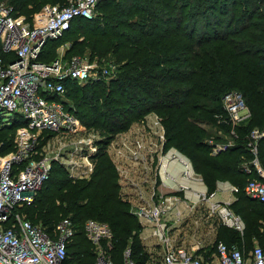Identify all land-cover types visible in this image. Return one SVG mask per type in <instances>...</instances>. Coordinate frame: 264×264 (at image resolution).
I'll use <instances>...</instances> for the list:
<instances>
[{
    "label": "trees",
    "instance_id": "obj_1",
    "mask_svg": "<svg viewBox=\"0 0 264 264\" xmlns=\"http://www.w3.org/2000/svg\"><path fill=\"white\" fill-rule=\"evenodd\" d=\"M0 1L28 19L46 4L64 6L69 2ZM230 2L233 10L228 0H102L93 18L75 19L62 37L49 40L43 48L39 59L54 60L49 56L55 54L53 44L81 21L72 33L69 52H88L100 68L111 71L82 85L66 80L63 101L67 108L86 129L98 131L101 137L94 173L75 180L62 165L54 163L35 201L20 208L34 224L48 231L64 217L73 220L76 233L65 264H95L96 250L84 230L90 218L111 226V254L116 264L123 263L128 248L136 264H148L150 253L141 237L143 226L131 212L107 146L118 133L153 111L165 125V148L176 147L189 157L209 191L215 190L219 181L237 187L232 208L243 217L246 228L241 235L224 225L232 234L230 243L222 241L264 246V203L244 192L247 181L256 176L254 169L251 173L244 170V164L252 166L253 159L248 134L253 128L264 130V0ZM0 56L6 60L14 57L1 47ZM111 65L116 66L115 71ZM230 91L241 93L251 111L247 122L234 127L236 136L231 134L232 124L224 121L227 114L222 98ZM210 122L234 139L216 155L211 153L209 140L229 141L204 126ZM21 124L17 117L0 132L15 136ZM8 135L0 138V153L14 148V137ZM258 155L264 169V137ZM214 248L208 246L207 254Z\"/></svg>",
    "mask_w": 264,
    "mask_h": 264
},
{
    "label": "built area",
    "instance_id": "obj_2",
    "mask_svg": "<svg viewBox=\"0 0 264 264\" xmlns=\"http://www.w3.org/2000/svg\"><path fill=\"white\" fill-rule=\"evenodd\" d=\"M100 0H69L68 4H46L28 19L15 14L13 6L0 1V47L12 53V59L0 56V128L12 124L17 117L22 124L16 129L14 148L0 153V264H65L68 246L76 233L69 217L62 218L53 230L34 224L20 211L31 205L37 191L50 177L53 164L59 163L72 179L89 178L96 169L98 131L86 129L78 116L67 108L63 98L66 80L85 84L110 75L111 71L86 57L74 56L64 62L39 59L49 40L62 37L79 17L91 19ZM225 122L234 127L251 116L243 95L227 92L222 98ZM144 131L118 133L108 144L107 152L114 159L119 181L131 212L143 226L141 237L154 239L161 248L158 264H264V246L232 244L220 240L207 254L210 244L201 234L190 245L178 243L174 227L193 229L195 224L218 221L241 235L246 223L232 208L237 187H223L218 182L213 191L194 189L204 183L190 159L175 147L165 148L166 131L161 117L145 115ZM264 130L253 128L248 134V148L253 155L244 170L256 176L249 179L244 192L264 203V169L258 147ZM211 153L216 155L233 142L209 140ZM2 143H0V148ZM176 162L180 170L169 166ZM222 197V198H221ZM209 223H207L208 225ZM214 228V227H213ZM86 237L96 250L95 264H116L111 254L113 232L104 222L88 219L84 223ZM197 231V229H194ZM145 232L149 235L146 236ZM131 250L124 253L122 264H136Z\"/></svg>",
    "mask_w": 264,
    "mask_h": 264
},
{
    "label": "rangeland",
    "instance_id": "obj_3",
    "mask_svg": "<svg viewBox=\"0 0 264 264\" xmlns=\"http://www.w3.org/2000/svg\"><path fill=\"white\" fill-rule=\"evenodd\" d=\"M102 2L99 1V4ZM229 2V6H230V9L233 10V2H230V0H228ZM100 11V7H98V5L96 6L95 8V15L97 13H99ZM79 22L81 21H78L75 25H74V28L72 29V31H70L68 33L67 36H65L61 41L57 42V43H54L53 46L55 47L54 50H55V54H50L49 56L52 55L53 58H57V57H60L62 58V60L64 62H67L68 60H71L74 56H78V57H86L88 58L89 60H91V57H90V53L88 52H85L83 54H75L74 52L70 51L69 52V47L71 46V40L73 39V35L72 34L73 32H75L77 30V27L79 25ZM92 62H96V57L93 58V60H91ZM99 65V64H98ZM115 68L116 66L115 65H111V70L112 71H115ZM244 98V97H243ZM152 113H155L157 115H159L157 112H150L148 114H152ZM146 114V115H148ZM160 116V115H159ZM161 117V116H160ZM144 118H142L140 121H136L134 123L131 124V126L125 130L126 132H134L135 134H137L138 132H143V133H146L148 129H146L144 131L143 129V126H142V120ZM161 121H162V124L164 126V129H165V125H164V122H163V119L161 117ZM204 126L208 129V130H211L212 132H217L218 135H220L221 137L223 138H226L229 142H233L234 139L228 137L226 134L223 133V131L221 129H217V126L216 124H212L211 122L210 123H206L204 124ZM125 131H123L122 133H124ZM166 131V129H165ZM121 133V132H120ZM9 134V132H5L3 131L2 133L0 132V138H4V137H7V135ZM232 134V133H231ZM9 138H13L14 137V134H10L8 135ZM166 144V143H165ZM176 148V147H175ZM178 149V148H177ZM189 158V157H188ZM112 159V158H111ZM190 159V158H189ZM114 159H112L113 161ZM191 161V160H190ZM192 162V161H191ZM114 163V161H113ZM193 163V162H192ZM115 165V164H114ZM238 190H240L238 188ZM236 198V196H235ZM96 220V219H95ZM209 221L207 223H209L207 225V223L205 221L201 222V223H198L197 225L195 224V226L193 227V229H185V233L187 235V237L192 241V242H197L198 241V238H200V235L203 234L205 235V243L207 244H210V245H214L216 243V241H218L219 239L221 240H224L228 243H230V241L228 240V237L232 234V231H229L227 230L228 226L225 228L224 225H222L216 216L214 217H211L210 219H208ZM99 221V220H98ZM103 222V221H101ZM104 223H107V222H104ZM108 224V223H107ZM109 225V224H108ZM110 226V225H109ZM111 227V226H110ZM214 227V228H213ZM194 229H197V231H194ZM219 230H221L219 232ZM144 240V239H143ZM144 243H145V247H146V250L150 253L149 255V259H148V264H158V261L161 260V248L159 246H155V240L154 239H148V240H144ZM233 244H238V243H233ZM254 243H252V245L250 246H253ZM214 249L211 250V252H213Z\"/></svg>",
    "mask_w": 264,
    "mask_h": 264
},
{
    "label": "crops",
    "instance_id": "obj_4",
    "mask_svg": "<svg viewBox=\"0 0 264 264\" xmlns=\"http://www.w3.org/2000/svg\"><path fill=\"white\" fill-rule=\"evenodd\" d=\"M169 168H170L173 172H176V171H179V170H180V166H179L176 162H172V163H170ZM220 182H223V187H228L229 184H231L229 181H219V183H220ZM193 188H194V189L204 190V189L207 188V186H206L205 182H204L203 184H202V183H195V184L193 185ZM224 197L232 199V198L235 197V194H234V193H233V194H229V192L227 191V192L224 193ZM221 198H222V197H221ZM172 232H173V235H174V237H175V239H176V241H177L178 243H182V244H186V245H190V244L194 243V242H192V241L187 237V235H186V233H185V229H183V228H181V227L179 228V227L177 226V227H174V230H173ZM145 235L148 236L149 233H148V232H145Z\"/></svg>",
    "mask_w": 264,
    "mask_h": 264
}]
</instances>
